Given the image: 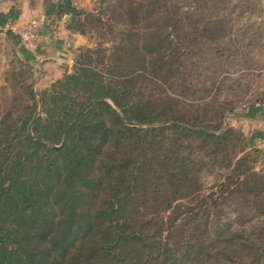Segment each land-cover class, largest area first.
Masks as SVG:
<instances>
[{
	"label": "trees",
	"instance_id": "16d2710c",
	"mask_svg": "<svg viewBox=\"0 0 264 264\" xmlns=\"http://www.w3.org/2000/svg\"><path fill=\"white\" fill-rule=\"evenodd\" d=\"M231 2L114 0L70 25L113 44L85 48L39 100L23 82L24 113L0 109V264L262 259L264 222L247 224L264 213V173L220 99ZM207 175L223 180L206 195Z\"/></svg>",
	"mask_w": 264,
	"mask_h": 264
},
{
	"label": "rangeland",
	"instance_id": "374dc122",
	"mask_svg": "<svg viewBox=\"0 0 264 264\" xmlns=\"http://www.w3.org/2000/svg\"><path fill=\"white\" fill-rule=\"evenodd\" d=\"M60 1L45 0V4L55 5L54 8L60 16L71 11L72 16L66 22L70 27L77 22L106 17L105 10L109 2L114 0H71L70 4L73 8L64 7ZM19 4L18 0H0V6L3 5L5 8ZM184 10H187L186 6ZM229 11H232L234 18L233 34L237 42L233 49L236 52L231 64H224L223 74L229 77L220 93V99L232 100L233 112L227 111L225 120L228 125L242 132L246 153H249L254 160L251 161V166L254 171L261 174L264 173V0H232L231 8L222 11L221 16H225ZM88 31V34L83 35L85 41L73 58L71 68H67L61 78L75 68L85 48H96L100 45L106 48L112 47L113 41L102 36L100 31L89 28ZM21 42L13 34L0 32V109L6 111L12 108L20 114L25 112L26 104L30 101L28 90L22 87L23 82L32 84L38 100L42 91L50 88L55 82L43 88L42 75L38 76L35 70H30L28 65L21 63L28 61L31 64L29 59L21 60L18 56V48L23 46ZM16 97H19L17 101L14 100ZM243 154L244 152L240 153V156ZM222 180L215 179L213 175L205 176L202 193L207 195L216 190V187H212ZM257 210L259 209L256 208L249 215L252 216ZM260 221L264 222V213L254 214L253 219L247 224L248 230L255 229L254 225L259 224ZM256 229L260 234H264V226H260L259 230L258 227ZM261 253L263 257L256 264H264V252Z\"/></svg>",
	"mask_w": 264,
	"mask_h": 264
},
{
	"label": "crops",
	"instance_id": "0c3cea01",
	"mask_svg": "<svg viewBox=\"0 0 264 264\" xmlns=\"http://www.w3.org/2000/svg\"><path fill=\"white\" fill-rule=\"evenodd\" d=\"M19 5L5 8L0 6V22L13 19L23 22L33 18L39 20L38 47L30 48L23 42L18 49V56L21 60L29 59L31 65L43 57L42 66V87L48 86L53 81L61 78L78 53L79 47L84 43V37L80 33L72 31L66 24L71 11L58 15L55 5L45 4V0H18ZM71 0H61L64 7L71 5ZM68 4V5H67ZM63 7V8H64ZM21 41L18 37H16Z\"/></svg>",
	"mask_w": 264,
	"mask_h": 264
},
{
	"label": "built area",
	"instance_id": "2783aa9c",
	"mask_svg": "<svg viewBox=\"0 0 264 264\" xmlns=\"http://www.w3.org/2000/svg\"><path fill=\"white\" fill-rule=\"evenodd\" d=\"M0 32L13 34L30 48L38 47L39 38V20L33 18L27 21L19 22L13 19H7L0 22ZM43 57H38V61L33 63L32 68L39 75H42L41 63Z\"/></svg>",
	"mask_w": 264,
	"mask_h": 264
}]
</instances>
